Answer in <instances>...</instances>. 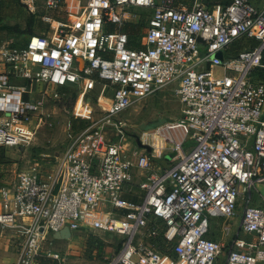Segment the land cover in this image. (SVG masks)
<instances>
[{
  "label": "built area",
  "instance_id": "obj_1",
  "mask_svg": "<svg viewBox=\"0 0 264 264\" xmlns=\"http://www.w3.org/2000/svg\"><path fill=\"white\" fill-rule=\"evenodd\" d=\"M62 2L44 0L50 11ZM135 8L151 15L143 48L129 49L120 29L137 23ZM244 38L256 46L227 56ZM10 42L0 47V147L29 146L59 89L76 88L81 106L101 88L97 116L85 101L75 114L85 126L52 162L0 182V230L13 233L15 264H46L45 238L64 228L106 244L99 235L122 237L102 264H173L145 240L159 234L181 264H264V205L247 203L230 228L237 202L264 178V2L85 0L71 24ZM171 84L180 116L137 137L146 152L118 116ZM167 148L172 164L155 166ZM211 219L223 221L219 241L208 238Z\"/></svg>",
  "mask_w": 264,
  "mask_h": 264
},
{
  "label": "rangeland",
  "instance_id": "obj_2",
  "mask_svg": "<svg viewBox=\"0 0 264 264\" xmlns=\"http://www.w3.org/2000/svg\"><path fill=\"white\" fill-rule=\"evenodd\" d=\"M225 1L228 0H203L208 5L218 2L223 3ZM84 2L85 0H63L57 11H50L46 9L44 0H36L35 8L30 11L23 7L20 0H0V47L7 40L11 41L16 47H20L26 43L31 35L39 37L49 35L56 23L63 25L71 24L74 21V16L77 15ZM133 12L138 16L140 15L137 23L143 25L142 33L144 34L151 10L135 8ZM110 31H115V28L113 27ZM214 74L219 75L220 70L218 68L214 69ZM175 87L176 84H171L119 114L118 117L126 122V133L129 136L134 134L138 138L142 136V132L136 129V125L145 119L146 116H155L156 112L163 113L165 117H169L173 121L178 119L181 104L175 95ZM100 89L99 85H97L96 90L85 98V101H89L93 109L90 112L89 119L97 116V108L94 102L100 96ZM63 92L65 93L61 94L58 91L57 98L48 99L43 110V124L37 130L29 146L25 147L23 151L13 146L1 148V183L11 180L15 174L35 170L38 164L52 162L61 153L63 146L70 138L83 128V122L85 120L76 118L75 114L76 112L88 110L86 102L82 101L81 106H77L78 97L76 88H67ZM73 95H75V98L72 97ZM61 98L63 102L59 104L57 101ZM126 142L132 144L133 140L127 138ZM193 145V142L188 141L185 147H191ZM168 151L167 148L163 152L164 156L154 160L155 166L165 168L172 164L171 156L166 154ZM250 191L251 196H254V204H256L259 199L256 193L259 192L260 195H263L264 187L260 188L256 186V188ZM136 193L137 190L133 187L131 192L132 196H128L127 198L135 201ZM248 201L249 199L247 198L243 203L238 205V217ZM251 206L253 205L251 204ZM211 230L212 224L209 227V233H211ZM218 232L219 230L216 233L219 234ZM0 235H2L0 238V264H14L13 261L17 254H14L15 245L13 242V233L0 230ZM71 235L72 238L70 241H54L51 234L46 236L42 245L43 262L53 264L58 259H65L69 264H102L104 258L114 254L117 249L115 244L108 243V246L103 247L102 256L99 257L100 254L96 253L97 246H95L98 242L91 238L89 233L78 231L73 232ZM219 235L221 236V234ZM243 235L240 233V237L247 239ZM158 237H155L153 240H145L152 247L156 248L162 256L169 258L173 264H181L177 260L173 246L166 244ZM47 261L50 262L47 263ZM162 264H166V261L164 260Z\"/></svg>",
  "mask_w": 264,
  "mask_h": 264
},
{
  "label": "trees",
  "instance_id": "obj_3",
  "mask_svg": "<svg viewBox=\"0 0 264 264\" xmlns=\"http://www.w3.org/2000/svg\"><path fill=\"white\" fill-rule=\"evenodd\" d=\"M230 0L228 1H225L223 2L222 4H225L227 2H229ZM142 29H143V25L141 23H136V24H126L124 25L121 29H120V32L121 33H124L127 35V39H128V44H127V47L129 49H140V48H143L144 46V34L142 33ZM32 36V35H31ZM30 36V37H31ZM15 46V45H14ZM256 46V42L254 40H249V39H240L238 41H236L235 43H233L229 49L227 50V56H234V55H237L238 52L244 50V49H252L253 47ZM233 50V51H232ZM65 89L67 88H64V89H59L58 91L61 92V94H64L65 92H63ZM73 98H75V95L72 96ZM59 104H61V102H63V99H59L57 101ZM83 127L85 126V122H83ZM1 148L0 147V151H1ZM0 163H1V158H0ZM91 238H93L96 242H98L97 246L96 247V253L97 254H100V256H102V249L104 246H108L105 242L99 240L98 238H95L91 235H89ZM161 240L164 242L163 238H162V235L159 234L158 235ZM158 237V238H159ZM153 240V239H152ZM151 240V241H152ZM120 246V245H119ZM117 246V248L119 247ZM50 261H47V263H49ZM55 263V262H54Z\"/></svg>",
  "mask_w": 264,
  "mask_h": 264
},
{
  "label": "water",
  "instance_id": "obj_4",
  "mask_svg": "<svg viewBox=\"0 0 264 264\" xmlns=\"http://www.w3.org/2000/svg\"><path fill=\"white\" fill-rule=\"evenodd\" d=\"M215 57L218 58L219 60H221V53L215 54ZM155 114H156L155 116L150 115L148 118H146L144 121H142L138 125L139 131H141V132L151 131V130L158 128V127H160V126H162L168 122L173 121L171 118L165 117L163 115V113L156 112ZM133 138L135 139V143L139 148L145 149L146 152H150L149 147L142 145L136 136H133ZM19 149H20V151L24 150V148H22V147H20ZM51 237L54 241H70L72 238V235L67 228H64L58 232L52 233ZM98 237L100 239L106 241L107 243L115 244L116 247L119 246L120 243L123 241L122 237H116L112 234L99 235ZM114 239H116L115 240L116 243L114 242Z\"/></svg>",
  "mask_w": 264,
  "mask_h": 264
},
{
  "label": "crops",
  "instance_id": "obj_5",
  "mask_svg": "<svg viewBox=\"0 0 264 264\" xmlns=\"http://www.w3.org/2000/svg\"><path fill=\"white\" fill-rule=\"evenodd\" d=\"M182 1H184V2H186V3H188V1L189 0H182ZM252 2H254L255 4H257L258 6H260V5H262L263 4V2H264V0H252ZM256 186H259L260 188L261 187H264V178L262 179V181H260V182H258V183H256L255 185H254V187L253 188H256ZM252 188V189H253ZM251 189V190H252ZM251 191H249L247 194H246V197L249 199V201H248V205L249 206H251V204L253 205V207H255V206H263L264 205V194L263 195H260V193L258 192V193H256V194H258V203H256V204H254V196H251V193H250ZM246 198V199H247ZM240 203H243V201H241V200H239L238 202H237V206H236V214H235V217L232 219V221L230 222V228H231V231L232 232H234V231H236L237 230V228L239 227V225H240V221H241V215H242V212H241V214L239 215V217H238V214H237V207H238V205L240 204ZM210 223L212 224V230H211V233H209L208 234V238L210 239V240H212V241H219L220 239H221V236L219 235V234H221V232H220V229H221V226H222V223H223V221L221 220V219H211V221H210ZM217 230H219V234H217L216 232H217ZM219 235V236H218ZM1 236L2 235H0V238H1ZM14 242V241H13ZM229 243V242H228ZM13 250V249H12ZM228 251V247L225 249V252H227ZM14 254H16V247H15V250H14ZM15 256V255H14ZM16 258H17V256H15V258H14V261H13V263L15 264V262H16ZM164 261V260H163Z\"/></svg>",
  "mask_w": 264,
  "mask_h": 264
},
{
  "label": "flooded vegetation",
  "instance_id": "obj_6",
  "mask_svg": "<svg viewBox=\"0 0 264 264\" xmlns=\"http://www.w3.org/2000/svg\"><path fill=\"white\" fill-rule=\"evenodd\" d=\"M149 115H150V114H149ZM148 117H149V116H146L145 119L148 118ZM145 119L141 120V122L144 121ZM141 122H140V123H141ZM140 123H138V124L136 125V129H138V125H139ZM138 130H139V129H138ZM133 135H134V134H131L130 137H133ZM134 136H135V135H134Z\"/></svg>",
  "mask_w": 264,
  "mask_h": 264
},
{
  "label": "bare ground",
  "instance_id": "obj_7",
  "mask_svg": "<svg viewBox=\"0 0 264 264\" xmlns=\"http://www.w3.org/2000/svg\"><path fill=\"white\" fill-rule=\"evenodd\" d=\"M163 262V261H162Z\"/></svg>",
  "mask_w": 264,
  "mask_h": 264
}]
</instances>
